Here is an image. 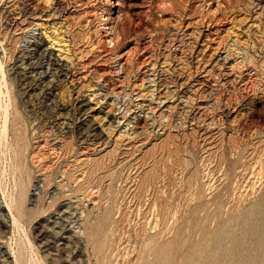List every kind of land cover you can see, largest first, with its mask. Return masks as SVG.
<instances>
[{
  "label": "rangeland",
  "instance_id": "1",
  "mask_svg": "<svg viewBox=\"0 0 264 264\" xmlns=\"http://www.w3.org/2000/svg\"><path fill=\"white\" fill-rule=\"evenodd\" d=\"M123 1L0 0V264H264V0Z\"/></svg>",
  "mask_w": 264,
  "mask_h": 264
},
{
  "label": "bare ground",
  "instance_id": "2",
  "mask_svg": "<svg viewBox=\"0 0 264 264\" xmlns=\"http://www.w3.org/2000/svg\"><path fill=\"white\" fill-rule=\"evenodd\" d=\"M111 5H113V6H116V7H118L120 10H118L117 12H115V13H113V15H116V18L114 19H112V21H114V20H119V18H120V16L122 15L121 14V8L122 7H124V5H125V3H124V1L123 0H113V3L111 4ZM112 15V14H111ZM119 24V23H118ZM105 25V24H104ZM108 25V24H107ZM116 30H118V26H117V23L116 24H114V25H112V27H110V28H108V31L109 32H111V31H116ZM107 31V32H108ZM111 37V36H110ZM54 39V38H53ZM110 41H115L114 39L113 40H111L110 39ZM116 119V118H115ZM263 217V216H262ZM260 219V218H259ZM220 228V227H219ZM227 232H228V230H226ZM224 237V236H223ZM227 238V237H226ZM194 243V242H193ZM191 246V245H190ZM189 246V247H190ZM193 251V250H192ZM189 253V252H188ZM237 259V260H236ZM236 260V261H235ZM238 261V262H237ZM264 261V260H263ZM203 264V263H202ZM231 264H240V261H239V256L238 257H235L234 258V260H233V262H231Z\"/></svg>",
  "mask_w": 264,
  "mask_h": 264
}]
</instances>
